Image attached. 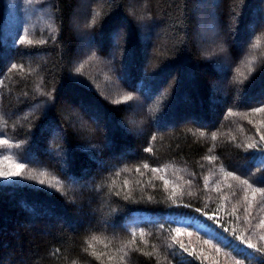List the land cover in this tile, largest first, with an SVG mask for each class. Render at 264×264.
Returning <instances> with one entry per match:
<instances>
[{
	"label": "trees",
	"instance_id": "1",
	"mask_svg": "<svg viewBox=\"0 0 264 264\" xmlns=\"http://www.w3.org/2000/svg\"><path fill=\"white\" fill-rule=\"evenodd\" d=\"M12 1L0 0V157L25 168L0 178V264H264V112L254 111L264 107V0H215V18L231 25L216 30L231 57L222 74V49L205 55L193 36L202 0L90 2L94 45L73 69L77 0H43L46 27L33 23L35 0L16 2V13ZM220 75L227 85L215 94ZM66 103L85 129L68 121ZM130 106L146 115L143 133L129 132ZM169 212L198 217L207 234L177 236Z\"/></svg>",
	"mask_w": 264,
	"mask_h": 264
},
{
	"label": "rangeland",
	"instance_id": "2",
	"mask_svg": "<svg viewBox=\"0 0 264 264\" xmlns=\"http://www.w3.org/2000/svg\"><path fill=\"white\" fill-rule=\"evenodd\" d=\"M20 0H13L12 4L14 5L13 10L16 13V10H18L16 6V2ZM94 0H77L78 5L74 7V10L72 12V15L70 17L69 27L71 30H73L79 39L78 45L74 50V54L70 61V69L75 68L74 64L80 61H82L88 54L91 52V48L94 45L92 40L87 38V20H88V6L90 5V2ZM139 0H129L130 5L134 6L138 9ZM43 0H35L32 2L27 3L28 8L31 10L32 19L34 20L33 23L37 20V24H40V26H49V24H46L45 20H50V13L47 9H43ZM214 4L215 0H202L200 1L194 11L198 10L200 14L198 16L200 17L194 26V39L197 47L201 49L205 55L214 54L213 52L218 47L222 49L220 53L217 54V56L220 58L221 64L216 65V69L219 73L222 74L224 70H226L228 66V62L231 60V57L225 53V50L222 47V41L225 40L227 37L223 36L219 33L218 29H221V27L225 28L226 30L230 28V23L225 22L224 24L218 22V20L215 18V11H214ZM26 6V4H25ZM29 20V18H28ZM136 25L140 29L141 32V40L144 42V45L147 46L148 42H150L149 38V32L150 30L147 27V20L144 18L138 17L136 19ZM32 26V25H31ZM33 27V26H32ZM153 34H157V32H154ZM114 48H112L111 52L105 57V59L102 61L104 64H107L113 59V53ZM113 69V68H112ZM114 72V71H113ZM227 85V79L224 76H219L218 80L214 83L213 91L215 94H219L222 88ZM114 87V88H113ZM117 87V81L114 83V86H110L108 89L116 90ZM66 109L68 114V121L72 123L73 126H75L77 129H85L86 128V122L85 120L80 117L75 112V108L71 103H66ZM215 111V110H213ZM142 115V116H141ZM125 117L129 121V123L132 124V126L129 129V132L134 134H140L143 133L145 129V120L146 115L142 114L141 109L138 106H130L125 110ZM145 117V119L143 118ZM189 120H192L191 118ZM96 128H100L97 127ZM0 140H3L0 138ZM3 146L2 149H4L7 145H1ZM7 157V156H5ZM5 157H0V172H7L14 170V165L17 163L16 161L12 159H5ZM242 167V165H239ZM2 180L7 179H13V178H5L0 177ZM88 183L87 181H84ZM81 223H85L87 220V214L82 213L81 214ZM192 236H195L194 234ZM190 236V238L192 237Z\"/></svg>",
	"mask_w": 264,
	"mask_h": 264
},
{
	"label": "snow or ice",
	"instance_id": "3",
	"mask_svg": "<svg viewBox=\"0 0 264 264\" xmlns=\"http://www.w3.org/2000/svg\"><path fill=\"white\" fill-rule=\"evenodd\" d=\"M21 42H23V38H21ZM27 43L29 45H32L33 44V41L32 40H28ZM13 68H16L17 66L16 65H13L12 66ZM77 72L80 71L79 68L76 69ZM238 83L240 81H237ZM133 99V96L132 95H123L122 96V100H117V101H114V103H121V102H128V101H131ZM254 111L256 112H264V107H260V108H256L254 109ZM202 136L204 135V133H200ZM216 135L213 134L212 135V139L213 140H216ZM153 140H155V136L152 137ZM260 139L262 141H264V136H261ZM8 144V140L7 139H3V140H0V145H7ZM249 148H258L259 146L256 145V144H250L248 145ZM261 151H264V148H260ZM146 151H151V148H148L146 149ZM5 159H7V157H5ZM208 159L211 161V160H214L216 159V157H208ZM145 168H148V165L145 164L144 165ZM25 168V162L24 161H21V162H18L14 165V170L12 171H7V172H0V177H5V178H15V177H20L21 176V173L23 172ZM139 169H137L138 171ZM153 172H159L160 169H152ZM44 173L41 172L40 173V176H43ZM228 175H231V173H228ZM29 179H37V177H33L31 175H29L28 177ZM261 180H264V177H261ZM259 182V181H257ZM165 183L167 184L168 181H165ZM242 184H249V181L248 180H243L241 181ZM39 184L40 185H44L45 184V180L44 179H39ZM49 185H51V181H49ZM54 187V185H53ZM254 191H261V189H255ZM173 196H175V191H173ZM173 203H175V201H173ZM176 207H181V205H176ZM182 207H190V205L188 204H183ZM196 212L198 213H202L203 216H206L208 220H212L214 223L217 222L216 220V216L215 214L213 215H208L206 212H203L202 209L200 208H196L195 209ZM167 216L169 217H172V220L170 221V223H175L177 226L174 227V228H171V231L176 233L177 236L181 235V234H184L186 233L189 237L193 235V232L192 231H188V228H192L195 232H197L198 234H207V233H203L201 232V229L203 228L204 226V222L201 221L198 217H192L191 220H188L186 219V217L188 216L187 213H182V212H169L167 213ZM261 223H264V221H262ZM165 227V225L161 224L160 225V228L163 229ZM224 231H228V229H224ZM132 235L135 236V231L132 232ZM239 238V237H237ZM212 239H214V236H210L209 239H205L203 242L204 244L206 245H210V246H214L212 245ZM261 240H264V237H261L260 238ZM225 240H227V238H225ZM217 244H221L222 242L217 240L216 241ZM180 248L183 249L184 251H188V249L185 247L184 243H180ZM224 247L226 248H231V243H224L223 245ZM247 248L249 249H253L255 248V245H253L252 243H248L247 244ZM233 253L236 252L235 249H231ZM216 251L219 252L220 251V248L219 247H216ZM238 255V253H236ZM236 264H240V260H236Z\"/></svg>",
	"mask_w": 264,
	"mask_h": 264
}]
</instances>
